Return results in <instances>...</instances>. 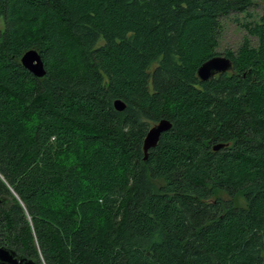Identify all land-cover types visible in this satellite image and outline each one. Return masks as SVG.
<instances>
[{
  "label": "trees",
  "instance_id": "trees-1",
  "mask_svg": "<svg viewBox=\"0 0 264 264\" xmlns=\"http://www.w3.org/2000/svg\"><path fill=\"white\" fill-rule=\"evenodd\" d=\"M252 3L0 0V246L36 264H264V9L231 72L198 77Z\"/></svg>",
  "mask_w": 264,
  "mask_h": 264
},
{
  "label": "water",
  "instance_id": "water-1",
  "mask_svg": "<svg viewBox=\"0 0 264 264\" xmlns=\"http://www.w3.org/2000/svg\"><path fill=\"white\" fill-rule=\"evenodd\" d=\"M22 64L36 77L41 78L46 74L44 62L37 50L28 51L22 57ZM232 68L233 64L231 59L224 56H215L198 69V77L201 81L206 82L219 74L231 72ZM114 105L119 112H123L126 109V104L120 100L116 101ZM171 128L172 124L169 121L162 120L148 132L144 142L145 158L148 157L149 151L157 146L162 134L169 131ZM221 147L222 145H218L215 147V150ZM2 202L3 201L0 199V203ZM0 264H36V262L0 246Z\"/></svg>",
  "mask_w": 264,
  "mask_h": 264
},
{
  "label": "rangeland",
  "instance_id": "rangeland-1",
  "mask_svg": "<svg viewBox=\"0 0 264 264\" xmlns=\"http://www.w3.org/2000/svg\"><path fill=\"white\" fill-rule=\"evenodd\" d=\"M252 6L245 13H232L222 19L221 37L219 40V47L217 52L224 55L227 51L237 52L238 48L242 45L245 38L251 39L252 43L256 45L257 40L255 37L250 36L248 33V26L252 25L264 9V0H252ZM4 29L2 19H0V31ZM226 197L224 194H222ZM239 205H245V201L240 199Z\"/></svg>",
  "mask_w": 264,
  "mask_h": 264
}]
</instances>
